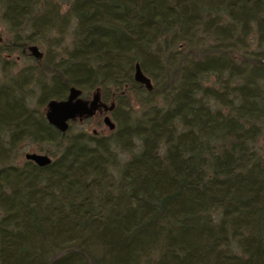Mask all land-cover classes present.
Returning a JSON list of instances; mask_svg holds the SVG:
<instances>
[{"label": "trees", "instance_id": "16d2710c", "mask_svg": "<svg viewBox=\"0 0 264 264\" xmlns=\"http://www.w3.org/2000/svg\"><path fill=\"white\" fill-rule=\"evenodd\" d=\"M0 4L21 44L59 36L48 79L0 82V264H264V0ZM71 86L109 90L115 128L49 124ZM24 141L51 162L14 164Z\"/></svg>", "mask_w": 264, "mask_h": 264}, {"label": "rangeland", "instance_id": "374dc122", "mask_svg": "<svg viewBox=\"0 0 264 264\" xmlns=\"http://www.w3.org/2000/svg\"><path fill=\"white\" fill-rule=\"evenodd\" d=\"M58 3L63 4V9H66L68 0H55ZM3 6L0 4V82L1 81H10L13 77L20 75L22 71L26 72L27 69L31 70L33 73L34 80L40 79H48L50 76V72L48 70L42 69V64L45 61H48L54 58L57 55L59 47L55 45V41L59 38L58 34L55 32H48V37H39L35 41L31 43L21 44L22 37H18L14 35V32L10 30L8 24L2 19ZM27 32H25L26 36ZM70 35L68 34L64 42L67 43L69 41ZM12 43V45H10ZM7 44L12 46L11 51L5 50ZM32 46H35L39 51L40 55L35 56V53L30 49ZM55 54V55H54ZM42 79L40 78V75ZM32 78V79H33ZM152 85L155 87H159V83H155V81L151 80ZM29 95V105L37 106V97L39 95V88L37 84L34 82H30L25 86L24 89ZM95 90L83 92L82 97L85 99H92L93 92ZM142 95L136 96L134 94L131 97V101L135 110L139 109L140 103L139 99H145L148 93L142 92ZM102 98L108 99L110 96V91L107 89L101 90ZM139 98V99H138ZM109 103V100H106ZM123 110V108H122ZM79 131H89L96 134H105L108 133L109 129L102 122V116H96L93 118H88L83 120L82 122L76 121L71 125V132H79ZM95 131V132H94ZM52 148L47 145H38L36 143H32L30 141H24L17 150V153L13 157L12 161L14 164H21L24 162L25 153L27 152H35V153H44L47 154V149ZM48 155V154H47Z\"/></svg>", "mask_w": 264, "mask_h": 264}, {"label": "water", "instance_id": "95a60500", "mask_svg": "<svg viewBox=\"0 0 264 264\" xmlns=\"http://www.w3.org/2000/svg\"><path fill=\"white\" fill-rule=\"evenodd\" d=\"M35 56H39L40 53L35 46L30 48ZM134 81L143 84L146 89L151 90L153 85L151 79L142 71L138 62L135 63ZM82 90L75 86L69 88L67 97L65 99H51L46 104L45 116L49 124L53 125L57 130L65 133L71 121L76 119H83L92 117L101 108L104 111H111L114 107V103L110 105L103 103L100 100V90L97 88L92 95V99H84L81 97ZM103 123L109 130L115 128V123L111 120L109 115L103 117ZM25 159L31 160L40 166H45L51 162L50 156L44 153L27 152L25 153Z\"/></svg>", "mask_w": 264, "mask_h": 264}, {"label": "flooded vegetation", "instance_id": "af4514ba", "mask_svg": "<svg viewBox=\"0 0 264 264\" xmlns=\"http://www.w3.org/2000/svg\"><path fill=\"white\" fill-rule=\"evenodd\" d=\"M18 77H21L22 76V74H18L17 75ZM83 90H82V94H83ZM95 92V91H94ZM93 92V93H94ZM82 94H81V97H82ZM83 98V97H82ZM63 99H65V98H63ZM85 99V98H84ZM89 100V99H88ZM100 100L103 102V103H105V104H107V105H110V103H111V101L109 102V103H107L106 101H104L103 99H102V96H101V92H100ZM114 108V107H113ZM46 111V108H45V110H44V112ZM102 116V122H103V117L105 116V115H109L110 116V118H111V115H110V111H107V112H105L104 111V108L102 107L101 108V110L100 111H97L96 112V114L95 115H93L92 117H88V118H93V117H96V116ZM46 117V116H45ZM88 118H83V119H81V120H79V119H76L75 121H71L70 122V124H69V127L73 124V123H75L76 121H78V122H82L83 120H85V119H88ZM111 120H112V118H111ZM113 121V120H112ZM104 124V123H103ZM105 125V124H104ZM69 129V128H68ZM95 132V131H94Z\"/></svg>", "mask_w": 264, "mask_h": 264}]
</instances>
